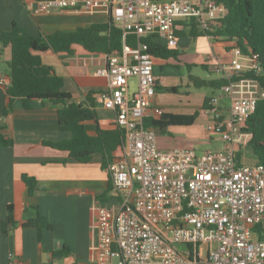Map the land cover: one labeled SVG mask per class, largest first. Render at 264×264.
Here are the masks:
<instances>
[{
	"label": "built area",
	"instance_id": "obj_1",
	"mask_svg": "<svg viewBox=\"0 0 264 264\" xmlns=\"http://www.w3.org/2000/svg\"><path fill=\"white\" fill-rule=\"evenodd\" d=\"M30 10L102 13L124 36L137 40L135 48L123 45L119 55L107 56L95 72L107 78L108 87L94 99L114 112L115 126L124 132L121 154L106 169L117 203L98 207L91 227L95 264H264V240L256 232L264 230V165L245 162L251 134L241 130L264 98L257 57L237 49L225 63L208 57L213 72L226 82L203 110L205 136L216 138L219 150L200 155L186 147L161 150L156 130L144 125L156 79L154 58L139 39L154 36L174 49L177 20L192 18L201 31H211L225 15L223 5L213 0H36ZM131 78L136 80L132 94ZM9 83L0 71V88ZM161 113L156 110L155 117Z\"/></svg>",
	"mask_w": 264,
	"mask_h": 264
},
{
	"label": "crops",
	"instance_id": "obj_2",
	"mask_svg": "<svg viewBox=\"0 0 264 264\" xmlns=\"http://www.w3.org/2000/svg\"><path fill=\"white\" fill-rule=\"evenodd\" d=\"M35 2L0 0V32L10 31L15 24L33 36L38 34L39 29L48 35L55 31H70L76 25L105 23L108 20L102 13L85 14L66 10L36 14L30 10ZM184 25L183 20L175 22V32L184 33L177 36L178 43L174 48L176 57L154 59L155 95L147 108L146 118H156L154 113L158 109L184 115L198 111L195 108L185 111L190 107H181L183 103L180 100L172 99L164 91L170 87L183 88V84H178L172 75H180L181 69L178 68L182 66L190 73L191 67L197 64L213 72L211 64H201L203 59L209 61L208 57H213L225 63L231 58L230 52L222 44L204 35L195 37L194 53L186 54L184 50L192 45L194 38L187 34L188 29ZM216 47L226 54L215 51L217 54L214 55ZM40 58L44 65L51 67L63 79L64 92L77 104L84 103L89 95L94 99L95 95L107 90V78L95 75L106 63L103 54H88L75 47L70 55L49 50L41 53ZM9 60V47L0 44V71L3 74L7 73ZM191 77L188 74L185 88L193 84ZM132 79H129V85ZM216 80H219L218 77ZM178 92L173 93L175 97ZM183 95L188 98L190 92L185 91ZM220 104L226 106V99H222ZM59 107L44 106L38 100H31L29 109H25L20 99L10 100L6 90L0 88V134L13 143L9 147L0 146V221L7 218L8 206H11L14 221L13 227L12 224L8 225L12 227L9 233H0V264H95L96 253L91 246L96 242V236L91 227L96 211L101 206H115L118 197L115 189L105 194L109 175L101 167L99 154H93L88 163H78L69 158L67 152L47 146L46 143L65 141L70 137L68 132L59 129ZM93 108L97 122L84 123L89 136H95L97 129L115 128L114 112L104 109L95 99ZM120 154V149H117L115 157L118 158ZM22 175L33 177L36 188L44 195L29 196ZM37 212L51 225L50 230H42L41 239H38L36 228L24 227L26 221L34 218Z\"/></svg>",
	"mask_w": 264,
	"mask_h": 264
},
{
	"label": "trees",
	"instance_id": "obj_3",
	"mask_svg": "<svg viewBox=\"0 0 264 264\" xmlns=\"http://www.w3.org/2000/svg\"><path fill=\"white\" fill-rule=\"evenodd\" d=\"M223 5L225 15L223 19L212 25L211 31H201L195 19H182L187 34L209 36L214 41L222 44L227 52L235 49L244 55H254L261 67V74L256 77L264 91V0H213ZM176 36L184 33L175 32ZM139 42L147 45V53L154 59H168L176 57L174 49L167 48L154 36H144ZM0 44L10 49V60L6 66V74L10 83L6 89L10 100L18 98L23 107L29 109L31 100H38L42 105H59L57 121L62 132H68V140L46 143L47 146L67 152L69 158L78 163H88L93 154L101 156V167L107 169L116 159L115 152L124 143V132L119 127L111 130H96L95 136H89L85 130V122H97L94 111V99L87 96L85 102L75 103L64 92L63 79L56 75L52 68L42 63L40 54L52 51L56 54H73L75 47H80L88 54H103L106 57L112 54L119 55L123 45L135 48L136 37L131 34L123 35L111 19L105 23L89 25H76L70 31H55L45 35L39 32L33 36L26 30L13 24L8 32H0ZM244 76H251L249 73ZM194 86L209 87L219 90L226 82L219 80H198L190 78ZM180 87L164 89L167 93H177ZM207 106L205 99L201 110ZM199 117L196 111L190 115L172 114L162 112L157 118H145L144 125L153 128L159 134H169L172 128L191 127ZM1 129V128H0ZM241 130L251 134V139L246 147L248 158L254 164L264 165V98L260 99L254 112L241 125ZM13 143L10 139L0 134V146L9 147ZM240 158V154L236 155ZM22 182L27 187L28 195L37 197L44 195L36 188L33 177L22 175ZM114 189L110 178L107 192ZM8 216L0 221V233L7 234L14 226L11 206L7 208ZM12 224V227L8 225ZM24 227H33L38 231V239L42 237V230H50L51 225L39 212L24 224ZM258 238L264 240V230L256 228Z\"/></svg>",
	"mask_w": 264,
	"mask_h": 264
},
{
	"label": "rangeland",
	"instance_id": "obj_4",
	"mask_svg": "<svg viewBox=\"0 0 264 264\" xmlns=\"http://www.w3.org/2000/svg\"><path fill=\"white\" fill-rule=\"evenodd\" d=\"M195 41H197L196 38L193 39L192 45L184 50L186 54L194 53L196 47ZM215 51H218L219 54L220 52H222L221 55L226 54L219 47L214 48V55L217 54ZM209 54L211 55V53ZM228 54L231 57V53ZM157 62H160V60H157ZM201 62V64L206 65L213 64V62L207 61L206 59H203ZM178 69H181V74L179 75L175 73L172 76L175 78L178 84H183V88L179 89L178 96L175 97L173 93H169V95H171L172 99L180 100L183 103L181 107H190L185 109V111H188L191 108L197 109L199 111V117L196 120V123L190 128H172L169 130V134H159L157 136L158 148L161 150H168L174 147H186L193 149L198 155L206 150H219L221 147V143L216 138H214L212 141H208L207 137L205 136L203 124H206L207 117L200 109V106L205 99H207L208 101L210 97L219 95L220 91L211 89L209 87L194 86L192 83H190L188 88H185L184 86V84L188 82V74H190L194 78L210 81L216 80L218 76L214 72L203 69L200 64L193 65L190 69V73H188L183 66ZM135 89L136 80L132 79L130 81V94H132ZM185 91L190 92L188 98H185V96L183 95ZM245 156V162L248 165L252 164V162L248 158L247 152ZM177 248L181 250V246H178Z\"/></svg>",
	"mask_w": 264,
	"mask_h": 264
}]
</instances>
